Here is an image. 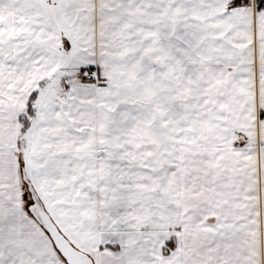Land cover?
I'll return each instance as SVG.
<instances>
[{"label": "snow or ice", "instance_id": "6c2138e0", "mask_svg": "<svg viewBox=\"0 0 264 264\" xmlns=\"http://www.w3.org/2000/svg\"><path fill=\"white\" fill-rule=\"evenodd\" d=\"M0 264H264V0H0Z\"/></svg>", "mask_w": 264, "mask_h": 264}]
</instances>
